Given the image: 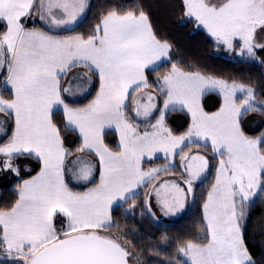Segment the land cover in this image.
Masks as SVG:
<instances>
[{
	"label": "snow or ice",
	"instance_id": "obj_1",
	"mask_svg": "<svg viewBox=\"0 0 264 264\" xmlns=\"http://www.w3.org/2000/svg\"><path fill=\"white\" fill-rule=\"evenodd\" d=\"M185 16L193 18L217 45L240 56L264 53V0H183ZM90 0H0V67L7 63L4 87L11 99L0 95V113L14 118V130L0 145V168L19 175L12 164L25 154L38 159V175L25 180L14 205L0 209V264H130L133 253L109 229L114 227L113 206H122L138 194L144 184L157 179L164 168L144 171L145 157L162 152L165 159L179 156L180 176L153 184L145 204L151 213V196L165 215L183 209L185 200L195 195L197 183L207 178L210 161L206 155L184 153L183 146L203 141L210 147L215 167V183L203 204L206 242L188 241L178 252L183 264H255L245 246L240 227L244 203L264 192V133L256 138L245 135L241 117L264 110L251 86L229 83L185 71L172 64L156 77L157 93H144L131 105L136 117L148 119L159 112L152 131H138L129 122L126 109L130 94L149 89L147 72L157 71L170 51V45L157 39L143 11L120 14L109 11L92 33L59 37L53 30L72 32L85 18ZM48 31L28 28L33 16ZM88 68L99 78L96 98L85 108L69 107L62 98L61 78L77 67ZM217 91L223 98L219 110L207 113L200 97ZM243 99L237 103V94ZM163 97L159 108L157 97ZM147 103H142L143 99ZM179 105L191 113L192 124L184 135L174 136L165 126V114ZM62 106L67 126L78 129L86 150L99 157L100 176L95 187L73 192L65 182V161L72 152L65 148L60 130L53 122L54 110ZM74 126V127H73ZM120 133L119 151L104 143L106 127ZM0 127V134H6ZM81 162L77 156L74 164ZM73 171L77 180H89L91 164L80 163ZM135 205H133V208ZM57 214L67 221L58 230ZM131 264H140L133 261ZM180 264V262H177Z\"/></svg>",
	"mask_w": 264,
	"mask_h": 264
},
{
	"label": "trees",
	"instance_id": "obj_2",
	"mask_svg": "<svg viewBox=\"0 0 264 264\" xmlns=\"http://www.w3.org/2000/svg\"><path fill=\"white\" fill-rule=\"evenodd\" d=\"M90 8L86 11L85 18L79 22L72 32L60 31V35L80 34L89 35L96 24L109 11L116 10L120 14L143 11L148 17L152 30L157 39L170 45L169 60L162 63L157 71L147 72L150 90L157 92L156 77L167 73L174 63L185 71H199L205 76L221 78L228 82H237L251 86L255 90L256 98L264 101V53L257 50V59L238 58L232 59L219 53L221 45L207 31L197 26L193 18L185 16L186 9L183 0H90ZM31 25L37 28H46L35 15ZM6 30L0 26V32ZM48 30V29H47ZM4 71L0 77V94L6 99H11L12 94L4 87L6 77ZM99 91V78L94 76V83L90 92L79 99L66 98L68 104L80 107L88 104ZM159 97V96H158ZM163 97L158 98V107L161 108ZM202 104L207 112H214L221 107L222 99L218 93L208 92L202 98ZM132 113L131 105L125 110ZM159 112H155L147 123L139 126L140 131L151 130L150 124L156 122ZM133 118V117H132ZM53 121L60 130L65 148L72 153L81 147L83 140L79 133L66 124L62 110H55ZM166 126L173 135H182L188 131L192 120L188 112L182 109L170 110L165 116ZM241 128L245 135L256 137L264 131V110L244 113L241 117ZM13 122L10 121L7 133L0 139L4 143L11 136ZM104 142L113 151H119L118 135L114 130L104 133ZM183 151L198 152L207 156L210 161L207 178L203 183H197L195 195L191 198L189 209L179 217L164 221L154 219L148 212L139 211L137 208L130 211V201L112 210L113 230L123 232L126 247L133 256L130 257L140 264H183L180 261L179 247L188 241L194 243L206 242V224L204 220L203 204L207 193L215 179L217 161L213 160L210 147L205 148L194 143L186 145ZM19 166V175L4 178L0 182V209H8L19 198L18 187L23 180L37 174L42 167L41 162L33 156L23 155L14 158ZM167 159L158 157L143 163L144 168L162 165ZM93 183L86 185H72L73 189L83 191ZM245 245L255 262L264 264V192H260L248 208V217L244 229ZM124 245V244H123Z\"/></svg>",
	"mask_w": 264,
	"mask_h": 264
},
{
	"label": "rangeland",
	"instance_id": "obj_3",
	"mask_svg": "<svg viewBox=\"0 0 264 264\" xmlns=\"http://www.w3.org/2000/svg\"><path fill=\"white\" fill-rule=\"evenodd\" d=\"M43 25V24H42ZM44 26V25H43ZM45 27V26H44ZM37 28V27H36ZM46 28V27H45ZM202 28V26H201ZM39 29H42V28H39ZM68 35H73V34H68ZM76 35H80V34H76ZM257 40L258 42H261V43H264V37H261L258 33L257 35ZM222 46V49L219 51L220 54H222L223 56H226L228 58H232V59H238V58H247V59H257V56L256 57H248V56H240L239 55V47L237 46V48L234 50V51H230L228 49H226V47H224L223 45ZM169 59V56L167 58V60ZM0 70H1V67H0ZM75 75H78L77 73H75ZM92 75V74H91ZM81 76L87 78V75H83L81 74ZM95 76V74H94ZM212 77V76H211ZM215 78V77H213ZM217 79H221V78H217ZM85 80L82 81V79L78 80V82L75 84V86H72V91H67L66 93L68 95H71V96H74V97H77V96H81L82 94H85L89 89V87L86 85H84V82ZM92 81V80H91ZM228 82V81H227ZM229 83H232V82H229ZM237 83V82H236ZM241 84V83H239ZM247 86V85H246ZM68 88V87H67ZM152 93L154 96L156 95L157 92H154L150 89H143L141 88L139 91L135 92L134 94H131V98L126 101V103L129 105H132L133 102L136 100V99H139L144 93ZM208 92H215V93H218L217 91H208ZM206 92V93H208ZM205 93V94H206ZM203 94L201 97H200V105L202 106L203 110L205 112H207L204 107H203V104H202V97L205 95ZM219 94V93H218ZM221 96V95H220ZM158 98L157 97V104H158ZM221 99H222V103H223V98L221 96ZM243 99V94H240L238 93L237 94V103L240 102V100ZM256 100L258 102H260L257 98ZM129 102V103H128ZM142 103H147V100L146 98L143 99L141 101ZM222 105V104H221ZM70 107V106H69ZM72 108V107H71ZM74 108V107H73ZM84 108V107H83ZM163 108V104L161 106V109ZM74 109H77V108H74ZM81 109V108H80ZM175 109H182V110H185L186 112H188L187 108H182L181 106L177 105L175 107ZM172 110L171 108L169 110L166 111V114ZM219 110V109H218ZM218 110L214 111V112H217ZM214 112H207L209 114L211 113H214ZM134 114V112H132ZM189 113V112H188ZM165 114V116H166ZM190 116H191V113H189ZM135 115V114H134ZM243 116V115H242ZM4 114L3 113H0V127H3L4 125ZM134 118V116H132ZM136 117V116H135ZM151 117V116H150ZM150 117L148 119H144L143 117H136V119L140 120V123L138 124H134V125H138L141 126L143 123H147L146 121H148L150 119ZM192 118V117H191ZM66 120V118H65ZM131 123V122H130ZM66 124H67V121H66ZM133 124V123H132ZM192 124V123H191ZM165 126H166V123H165ZM74 127V126H73ZM113 127V126H112ZM167 127V126H166ZM191 127V126H190ZM107 128H111V127H106L105 129ZM168 128V127H167ZM104 129V130H105ZM139 129V128H138ZM78 130V129H77ZM152 131V130H151ZM79 132V131H78ZM188 132V131H187ZM186 132V133H187ZM264 133V131L262 132ZM261 133V134H262ZM80 134V133H79ZM185 134V133H184ZM182 134V135H184ZM260 134V135H261ZM5 134H0V138H2ZM258 135V136H260ZM176 136V135H174ZM180 136V135H178ZM256 136V137H258ZM256 137H252V138H256ZM7 142V141H6ZM194 144V143H193ZM200 144H203V141L200 142ZM1 145V144H0ZM186 145H189L187 144V142L185 143V145L183 146V149ZM191 145V144H190ZM110 149V148H109ZM111 150V149H110ZM113 151V150H112ZM116 152V151H114ZM184 153H188L190 155H195V154H200V155H203L202 153H198V152H192V151H189V152H186L184 151ZM79 156L81 157V162L77 163V164H74L73 161H75V158ZM158 157H162V158H165L164 157V154L162 152H158L156 153L152 158H148V157H145L142 161V164H141V167L144 171H148L150 169H153V168H164L165 165H169V171L168 172H161L159 173V176L157 179H154L146 184H144L143 186H141L137 192L138 194L135 195L134 197H132L131 199H129L128 201L131 200L129 206H130V211H134L135 208H137L139 211H145V212H148L147 210V206L145 204V201L147 199V193L151 192V189H152V185L153 184H160L162 183L163 181L165 180H168V181H171V180H175L177 179L179 176H180V172H181V169H180V161H179V156H176L174 159H167V161L162 164V165H157L155 167H151V168H144L143 167V163L150 160V159H155V158H158ZM3 157H0V160H2ZM80 163H83V164H91L92 167H93V175L92 177L85 181V180H77L74 178L73 176V171L72 170H75V171H78L79 170V166H80ZM12 164L15 166L14 164V161L12 160ZM99 166L100 167V164H99V157H97L95 155L94 152H90V151H85L83 153H72L71 156H68L66 158V161H65V174L67 175V180L70 181V183L72 184H84L86 182H89V181H92L95 177V166ZM10 169H3V168H0V182H4V178H8V177H12L11 173H7L6 171H9ZM208 175V172L206 173V176ZM98 182V180H97ZM22 185V184H21ZM21 186L18 187V191L20 189ZM88 191V190H87ZM78 193H83V192H78ZM260 192H258L253 198H255L257 195H259ZM193 197V196H192ZM253 198L248 201V202H245L244 203V207H243V217L240 219L239 223H240V227H241V231H242V235H243V240H244V229L242 228V224L245 220H247V217H248V208H249V205L250 203L252 202ZM127 201V202H128ZM126 202V203H127ZM190 202H191V196H189L186 200H185V206L183 209H178L174 214L173 213H170L168 215H165L164 212L161 211L160 207L158 206L157 202H156V197L155 195L153 194L151 196V199H150V203H151V207L153 209V211L156 213V215L164 220V221H170L174 218H177L178 216H180L182 213L186 212L188 209H189V206H190ZM126 203H123L126 204ZM133 205H135V207L133 208ZM113 210V209H112ZM149 213V212H148ZM66 224H67V221L64 217L60 216L59 214H57V217H56V220H55V225L57 227V229L59 230L60 227L62 226H65L66 227ZM108 231H110L113 235H116L122 244H124L126 246L127 242H125V240L122 238L123 237V232L119 233L117 230H113V229H109ZM205 243V242H204ZM245 243V242H244ZM246 246V245H245ZM5 255V253L0 250V258H2L3 256ZM184 257L181 255L180 256V261L183 262L184 261ZM134 260L132 259V262Z\"/></svg>",
	"mask_w": 264,
	"mask_h": 264
},
{
	"label": "crops",
	"instance_id": "obj_4",
	"mask_svg": "<svg viewBox=\"0 0 264 264\" xmlns=\"http://www.w3.org/2000/svg\"><path fill=\"white\" fill-rule=\"evenodd\" d=\"M149 20V19H148ZM25 23H26V26L28 27V28H36V27H33V26H28V25H31V20L29 19V20H27V21H25ZM43 25H44V23L43 22H41ZM149 23H150V21H149ZM45 26V25H44ZM36 29H39V28H36ZM39 30H43V31H48L47 30V28H46V30L45 29H39ZM60 31H63V30H53V31H51L49 34L50 35H55V36H59V37H65V36H69V35H60V34H58V32H60ZM73 35H76V34H73ZM169 60V59H168ZM168 60H166V61H168ZM6 72L7 74H6V77H5V79H4V81H6L7 80V76H8V72H7V63H5L4 64V66L3 67H1V70H0V77H1V75H2V73L3 72ZM75 73H77L78 75H75ZM81 74H83V75H87V78H85V77H83V76H81ZM92 74V75H91ZM80 79H82V81L83 80H85L83 83H84V85H85V87H86V85L89 87L88 89V91L85 93V94H82L81 96H77V97H74V96H71V95H68L66 92H63L62 91V93H61V95H62V98L65 100V103H67V101H66V98H69V99H79V98H82V97H85L89 92H90V90H91V88H92V86H93V83H94V74L88 69V68H86V67H83V66H77V67H75V68H73L70 72H69V74L66 76V77H62L61 78V85H62V88H67V89H69V92L70 91H72V86H75V84L78 82V80H80ZM92 80V81H91ZM9 90H10V87H9ZM1 95V94H0ZM220 95V94H219ZM3 98H5V97H3ZM96 98V97H95ZM94 98V99H95ZM131 98V94H130V96H129V99ZM203 98V97H202ZM6 99V98H5ZM93 99V100H94ZM128 99V100H129ZM92 100V101H93ZM92 101H90L88 104H90ZM129 103V102H128ZM68 104V103H67ZM88 104H86V105H84V106H80V107H74V106H71L70 104H68L70 107H74V108H77V109H80V108H85V107H87V105ZM59 109L60 110H62V106H59ZM55 111V110H54ZM63 112V111H62ZM4 114V126H3V128L4 129H6L7 131H8V128H9V123H10V121H12L13 122V130H14V118L13 117H11V116H9L8 114H6V113H3ZM126 115L128 116V118H129V122H131V123H133V124H137L138 122L140 123V120H138V119H134V118H132L131 117V115H129L127 112H126ZM191 120H192V118H191ZM54 122V121H53ZM138 123V124H139ZM58 128V127H57ZM70 128V127H69ZM139 128V127H138ZM73 129V128H72ZM107 130H114L116 133H117V135H118V140L120 139V133H119V131H117L116 130V128H115V126H113V127H111V128H107V129H105L104 130V132H103V139H104V133L107 131ZM152 130V129H151ZM151 130H148V131H151ZM7 131H6V133H7ZM76 131L78 132V130L76 129ZM138 131H140V129H138ZM141 133L143 132V131H140ZM79 133V132H78ZM80 135V134H79ZM11 137V136H10ZM9 137V138H10ZM62 138V137H61ZM82 138V137H81ZM1 139V138H0ZM4 143H6V141L4 142ZM4 143H0L1 145L2 144H4ZM105 143V142H104ZM106 145V144H105ZM25 155H27V154H25ZM204 155V154H203ZM34 157V156H33ZM13 161H14V164H15V167H17L18 169H19V166H18V164H17V162H16V160L15 159H13ZM7 173H11V175L12 176H18L15 172H13L12 170H9V171H6ZM39 173V172H38ZM38 173L37 174H35V175H33L32 177H30V178H27V179H25V180H30V179H32L34 176H36V175H38ZM95 177H94V179L92 180V181H89V182H86V183H84V184H72V183H70V181H68L67 180V175L65 174V182L67 183V185H68V187H69V189L71 190V191H73V192H80L79 190H76V189H73L72 188V185H86V184H88V183H93L91 186H89L86 190H83V191H81V192H86L88 189H90V188H93V187H95V185L96 184H98L99 183V176H100V167L99 166H97V164H96V166H95ZM25 180H23L22 181V183L21 184H23V182L25 181ZM97 180H98V182H97ZM213 183H215V179H214V182ZM21 184H20V186H21ZM211 189V188H210ZM19 192V191H18ZM254 199V198H253ZM253 201V200H252ZM191 203V202H190ZM114 207H117L116 205H114L113 206V208ZM190 207V206H189ZM185 213V212H184ZM183 214V213H182ZM181 214V215H182ZM179 217V216H178ZM175 219V218H174ZM173 220V219H172ZM246 222H247V220H245L244 222H243V224H242V228L243 229H245V225H246Z\"/></svg>",
	"mask_w": 264,
	"mask_h": 264
},
{
	"label": "water",
	"instance_id": "obj_5",
	"mask_svg": "<svg viewBox=\"0 0 264 264\" xmlns=\"http://www.w3.org/2000/svg\"><path fill=\"white\" fill-rule=\"evenodd\" d=\"M191 198H192V196H191ZM148 210V209H147ZM149 212V211H148ZM151 213H154L155 215L153 216L152 214H150L154 219H156V220H160V218L156 215V213L153 211V209H152V207H151ZM130 264H131V261H130Z\"/></svg>",
	"mask_w": 264,
	"mask_h": 264
}]
</instances>
